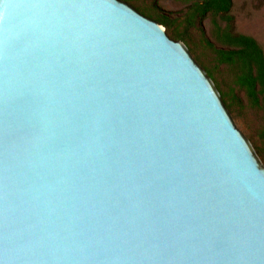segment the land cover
<instances>
[{
    "label": "water",
    "instance_id": "water-1",
    "mask_svg": "<svg viewBox=\"0 0 264 264\" xmlns=\"http://www.w3.org/2000/svg\"><path fill=\"white\" fill-rule=\"evenodd\" d=\"M0 264H264V166L124 0H0Z\"/></svg>",
    "mask_w": 264,
    "mask_h": 264
},
{
    "label": "rangeland",
    "instance_id": "rangeland-1",
    "mask_svg": "<svg viewBox=\"0 0 264 264\" xmlns=\"http://www.w3.org/2000/svg\"><path fill=\"white\" fill-rule=\"evenodd\" d=\"M125 1V0H124ZM144 15L157 20V13H164L177 23L175 29L188 34V42L182 41L193 58L209 75L212 83L225 103L234 123L242 131L264 166V109L252 103L246 92L235 84V69L216 62L208 41L219 46L213 36L211 17L196 20L190 27L187 12L190 2L185 0H134L126 1ZM235 30L252 36L264 51V0H232ZM143 10H146L144 12ZM158 21V20H157ZM166 29L171 37L170 31ZM173 38V37H171ZM234 90V91H233ZM235 96V100L231 99ZM231 101L234 103L232 104ZM232 104V105H231Z\"/></svg>",
    "mask_w": 264,
    "mask_h": 264
},
{
    "label": "trees",
    "instance_id": "trees-1",
    "mask_svg": "<svg viewBox=\"0 0 264 264\" xmlns=\"http://www.w3.org/2000/svg\"><path fill=\"white\" fill-rule=\"evenodd\" d=\"M185 1L190 2L186 13L190 27L198 19L212 18V32L219 46H215L211 41L207 44L214 52L216 62L232 66L235 69L234 85L244 90L253 104L260 105L264 109V51L255 38L235 30L232 0ZM156 18L170 31L173 39H183L188 42V34L177 31L175 29L177 23L172 18L164 13H157ZM231 99H236L233 94ZM262 149L264 152V144Z\"/></svg>",
    "mask_w": 264,
    "mask_h": 264
}]
</instances>
